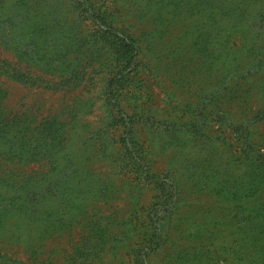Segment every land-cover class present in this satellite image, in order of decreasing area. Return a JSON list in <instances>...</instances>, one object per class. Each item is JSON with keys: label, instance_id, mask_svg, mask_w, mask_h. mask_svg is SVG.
<instances>
[{"label": "rangeland", "instance_id": "obj_1", "mask_svg": "<svg viewBox=\"0 0 264 264\" xmlns=\"http://www.w3.org/2000/svg\"><path fill=\"white\" fill-rule=\"evenodd\" d=\"M69 2H41L34 14L22 19L16 15L15 23L7 22L0 34V145L13 144L25 128L48 118L64 124L63 153L53 152L59 166L43 169L50 172L44 193L27 201L4 200L0 264H264V247L258 240L255 247L247 246L237 219L242 206H251L234 197L235 181L246 167L233 136L240 125L230 128L227 123L219 133L215 125L218 137L213 141L194 139L187 132L174 136L154 131L159 118L171 117L168 104L185 108L196 95L204 97L202 90H214L229 71L240 72L228 89L235 103L224 95L222 102L233 116L246 107H253L250 115L260 113L252 141L246 143L264 153V70L241 79L253 66L247 51L252 42L264 48V0H92L94 5L86 3L85 11L79 4L85 0ZM181 2L187 8H175ZM94 10L108 17L107 33L143 36L144 61L150 68L147 77H140L148 84L146 112L151 113L135 130L147 163L137 153L122 159L115 143L125 138L124 129H108L104 89L111 71L121 65L116 67L112 52L98 46L85 50L81 62L82 54L68 48V33H62L74 24L80 39L100 40ZM214 10L222 12L217 17L221 27L206 21ZM40 25L57 28L42 36ZM164 30L165 36L156 33ZM202 42L218 45L207 62L195 47ZM173 46L185 58L167 70L171 53L164 54ZM71 60L82 64L71 68L74 75L57 71ZM87 165L101 181L79 185L80 169ZM39 166L30 164L29 173ZM106 182L113 189L105 201L92 190ZM171 190L170 205H155ZM252 205L264 209V192ZM154 207L159 208L156 214ZM168 210L177 217L157 233L163 240L160 246L155 229ZM152 218L157 224L151 227Z\"/></svg>", "mask_w": 264, "mask_h": 264}, {"label": "trees", "instance_id": "obj_2", "mask_svg": "<svg viewBox=\"0 0 264 264\" xmlns=\"http://www.w3.org/2000/svg\"><path fill=\"white\" fill-rule=\"evenodd\" d=\"M50 1L58 2L59 0H0V34L3 26L7 22L15 23L16 20L14 19L16 15L18 17L20 16L21 19L24 17L28 18L31 14H34L39 3ZM78 1L79 0H70L69 3L72 5L73 2L77 3ZM86 3L90 6L94 5L92 0L80 2L79 4L84 7L83 11L86 10ZM187 6L188 4H182L181 2L180 4H176L175 8H187ZM204 7H206L205 2L202 5V8ZM212 9L214 8L210 7V11ZM91 13L93 17L95 16L94 23L96 27L98 26L96 34L100 40L94 41L92 39V41L85 39V41L80 39L82 36L79 37L74 24L71 25V27L63 25L62 27H69V29L63 28L62 33H68L67 38L64 36V38L69 41L68 48L70 49V47H74L79 54H82L78 56L81 62L83 61L82 56L85 55L86 51L89 49H95L98 46L100 49L106 48V50L109 49V51L112 52L116 67L121 65V69H117L116 71L113 69L111 71V76L107 81L106 89H104V97L108 107L107 119L110 121L108 129L110 130L115 126H121L124 129L123 135L125 138H122L121 141H116L115 143V145H119L118 151L120 152L122 159L123 157L133 159L134 155L137 153L138 156L143 159V162L147 163L144 148L140 144L141 142L138 140L135 130L138 121L146 119L147 113H151V110L146 112L149 107L147 106L148 100L145 98L148 84L146 80L140 77H147L150 68L149 64L144 61L146 55L142 49L143 36L139 35L141 37H136L128 35L125 37L119 33L120 31L107 33V31H104L103 29L110 28L106 22L108 17L105 15L103 16L100 13L98 14L96 10ZM185 13L187 14V12ZM221 13V11H215V13L209 12L205 16L206 21L212 23L213 27H221V23L217 19V17H220ZM40 27L39 32L42 36L57 28L55 25L53 27L40 25ZM166 31H157L156 33L165 36L167 34ZM261 36L262 34L260 35V38ZM201 46L197 43L195 44L197 51L201 56H204L206 62L214 52L219 50L217 48L218 45H212L208 42H202ZM173 47V51L168 50L169 52L167 51V53L164 54L165 56L166 54L171 53L167 57L168 60H166L167 64L165 65V68L167 70H169L171 66H179L181 60L185 58L183 52L178 47ZM247 51H249L248 57L253 66L251 67V70L243 72L241 79L244 80H247L251 75H258L261 72L263 73L264 70L263 46H261L259 42H252ZM198 59L204 61L202 57H199ZM81 65L82 64L80 63L77 65V63L71 60L66 64L63 70L59 71L57 69V71L66 77H70V75L76 73V70L73 71L74 69L71 70V68L77 66V69H80ZM47 67H51V64ZM239 75L240 72L229 71L225 78L217 80L214 84V90L207 92V94L202 90L204 97L199 99L196 95L195 98H197L195 100L186 102L185 108L181 105L177 106L174 104H168L171 108V117L168 118V116L164 115L159 118L161 123L154 128V131L174 136H177L182 132H187L191 137L193 136L194 139L197 138L198 140H202V138H204L213 141L214 138L218 137L215 136L216 131L213 132L215 125L219 126L217 133L222 132L223 127H225L227 123H230V128H232V126L235 127L236 124L240 125L234 130L233 136H237L236 140L239 142L240 153L244 159L243 161L246 162V167L243 168L244 171L238 175V179L235 181L234 190L236 193L234 194V197L236 201H249L251 206H242L238 210L237 219L239 221V230L244 234L247 246L250 244L252 247H255L257 243L256 241L258 240L260 242L259 247H264V240L262 241L264 235L260 238V235L264 234V209L259 210L252 205V202L264 192V153L255 150L253 147L247 146L246 143L252 141L254 125L261 120V118H259L261 115L260 113L250 115L253 111V107H246L239 116H233L230 112V106L228 107L226 103L222 102V96L224 95L223 98L227 99L228 102L235 103L233 101L234 93L232 90L229 91L228 89L230 84L234 83L235 79L240 78ZM1 99L2 92L0 93V100ZM197 100H199V102H197ZM168 102H173L172 97L169 98ZM153 118L156 119V115H154ZM236 118H238V121L240 122L239 124ZM232 119H234V121L230 122ZM152 126L154 127V124ZM63 127L64 124L57 118H48L39 126L25 128L24 131L21 132L19 139L13 144L5 143L0 145V212L6 208L4 203L5 199H10L11 201L16 200L17 202L22 200L27 201L44 193V188L47 187L50 182V169L48 166H57V162H59V158H54L53 152L58 150L60 153H63ZM0 140L1 142L3 141V136H1ZM35 157H37L36 160ZM32 163L39 164L40 166L37 171L29 173V166ZM43 169L49 170L44 172ZM91 170L90 165H87L86 168L80 169L82 174L79 176V185L85 186L84 183H89V185H91L95 179V181H101L99 178L93 177V171ZM34 175H38L39 179L31 180V177ZM170 186L171 188L175 187L174 183ZM112 189L113 187L109 186V183L106 182L103 183V185L98 186L97 189L94 188L92 191L95 192L96 197H105L103 199L106 201L110 196V191H112ZM172 191L173 190L169 191L170 193L164 192L155 205L159 206V208L170 205L172 203ZM158 209H155L154 207L152 213H158ZM168 212L170 213L169 215L161 218L162 226L157 228V230L155 229V239L159 241L160 246L163 244V240L157 233L160 232L162 228L164 229L167 224L174 222L177 217L174 211L168 210ZM156 218H152L148 225L152 224L155 226L157 224L155 220ZM158 221H160V219ZM151 244L153 245L154 242H151ZM253 251L256 252V250ZM262 257H264V254ZM239 262L241 261L239 260Z\"/></svg>", "mask_w": 264, "mask_h": 264}]
</instances>
